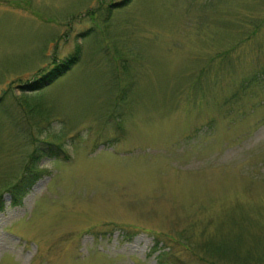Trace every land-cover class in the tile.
I'll list each match as a JSON object with an SVG mask.
<instances>
[{
	"label": "rangeland",
	"instance_id": "rangeland-1",
	"mask_svg": "<svg viewBox=\"0 0 264 264\" xmlns=\"http://www.w3.org/2000/svg\"><path fill=\"white\" fill-rule=\"evenodd\" d=\"M122 1L0 0V264H236L264 234V0Z\"/></svg>",
	"mask_w": 264,
	"mask_h": 264
},
{
	"label": "trees",
	"instance_id": "trees-1",
	"mask_svg": "<svg viewBox=\"0 0 264 264\" xmlns=\"http://www.w3.org/2000/svg\"><path fill=\"white\" fill-rule=\"evenodd\" d=\"M128 0H123L120 5H124ZM80 51V47L76 46L75 50L71 55H69L64 61L62 62L60 67H55L54 69L50 68L45 71L44 73L40 74V78L36 81L32 82H25V84L22 87H30L32 86H40L41 84L45 83L46 80H49L51 78H56V76L59 74V72H62L63 70L67 69V67L74 63L75 60L78 59V54ZM34 79H37L35 77ZM34 84V85H33ZM58 151V150H57ZM34 154V153H33ZM66 153L62 154L63 156H59L60 159H68V157L65 155ZM37 166L34 163V157L30 160V163L25 168V173L22 175L21 179L18 181L16 185L11 186L10 189V196H11V205H19L21 203V196L26 192V189H29L33 184L40 178L41 172L39 169H36ZM30 171V172H29ZM250 240H256L255 249L253 250V253L248 252L247 250L244 251L245 257L238 258L236 257L235 262L236 264H264V234L259 235H253V237L250 238ZM257 240H259V244H257ZM240 246L238 243H231L230 250L235 254H243L241 252V249L243 248L241 242ZM155 245L160 248V242L156 241ZM162 247V246H161ZM157 248V249H158ZM156 248H153L155 250ZM225 252H228L224 250ZM231 253V252H229ZM232 253V256H233ZM255 254V255H253ZM160 255H164L170 258V247H168V251H160ZM244 259V260H243ZM172 264H176V262L172 261Z\"/></svg>",
	"mask_w": 264,
	"mask_h": 264
}]
</instances>
